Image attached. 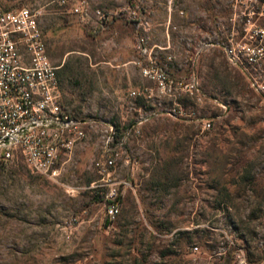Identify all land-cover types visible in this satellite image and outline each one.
I'll return each mask as SVG.
<instances>
[{"label":"rangeland","instance_id":"1","mask_svg":"<svg viewBox=\"0 0 264 264\" xmlns=\"http://www.w3.org/2000/svg\"><path fill=\"white\" fill-rule=\"evenodd\" d=\"M0 3L38 11L64 104L90 121L56 178L19 152L0 157V264H225L230 251L231 264H264V101L205 44L226 0ZM150 54L176 77L197 74L209 97H159L138 64ZM112 128L125 139L110 180L126 182L113 221L95 165Z\"/></svg>","mask_w":264,"mask_h":264},{"label":"built area","instance_id":"2","mask_svg":"<svg viewBox=\"0 0 264 264\" xmlns=\"http://www.w3.org/2000/svg\"><path fill=\"white\" fill-rule=\"evenodd\" d=\"M53 1L62 7L71 2ZM226 1L228 12L216 21L215 38L205 44L220 48L264 101V0ZM71 11L84 19L90 16L88 6L83 4H74ZM97 12L104 24V14ZM138 48L146 55L144 40L138 42ZM138 64L141 75L155 83L159 97L188 96L196 104L209 97L195 73L189 79L176 77L151 54ZM60 68L49 55L38 11L29 6L7 9L0 3V157L8 161L19 152L32 172L49 178L60 175L63 165L86 138L85 127L90 123L72 114L64 104ZM198 120H203L204 129L212 125L204 117ZM124 139L116 141L112 128L107 146L95 163L100 173L109 176L103 179L102 194L111 221L120 213L119 186L126 184L110 180L119 155L116 146Z\"/></svg>","mask_w":264,"mask_h":264},{"label":"trees","instance_id":"3","mask_svg":"<svg viewBox=\"0 0 264 264\" xmlns=\"http://www.w3.org/2000/svg\"><path fill=\"white\" fill-rule=\"evenodd\" d=\"M6 7V6H4ZM7 9H14V8H11V7H6ZM138 41H140V39H138ZM178 100L182 103H191L192 102V99L189 98L188 96H180L178 98ZM72 114L78 116V113L77 112H73L71 111ZM79 117V116H78ZM7 161V160H6ZM100 200L99 201H106L105 197H104V194H101L99 196ZM232 260H233V256H232V253L231 251L229 252L228 256L226 257V260H225V264H231L232 263Z\"/></svg>","mask_w":264,"mask_h":264}]
</instances>
